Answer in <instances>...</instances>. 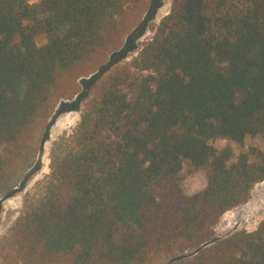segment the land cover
Here are the masks:
<instances>
[{
	"label": "trees",
	"instance_id": "1",
	"mask_svg": "<svg viewBox=\"0 0 264 264\" xmlns=\"http://www.w3.org/2000/svg\"><path fill=\"white\" fill-rule=\"evenodd\" d=\"M142 4L0 0V181L61 83L116 52L127 8ZM109 67L82 81L95 96L11 230L12 264H150L188 250L177 264H264V220L207 245L264 181L262 148L234 157L211 144L264 138V0H171L139 54ZM185 162L207 172L192 195Z\"/></svg>",
	"mask_w": 264,
	"mask_h": 264
},
{
	"label": "rangeland",
	"instance_id": "2",
	"mask_svg": "<svg viewBox=\"0 0 264 264\" xmlns=\"http://www.w3.org/2000/svg\"><path fill=\"white\" fill-rule=\"evenodd\" d=\"M155 2L157 0H143L142 6H129L126 13L127 31L121 46L116 52L107 54L100 62L93 64L92 73H87L79 79L63 81L53 100L50 113L46 117L37 119L33 124L24 156L12 167L9 175L0 181V264H12L11 230L27 205L37 201L45 193L54 157L62 155L69 148L81 114L95 96L97 84L86 89L82 83L83 79H89L91 75L100 79L107 74L102 75L101 65L113 66L111 71L116 66L130 62L139 54L143 45L153 37L160 20L171 8V0H159L158 6H153ZM44 42L45 38L40 36L38 43ZM130 47L132 49L128 50ZM69 105L75 108L67 110L66 107ZM211 144L217 149L230 146L234 151V157L251 145L264 150L262 137H248L242 144L216 138L211 140ZM183 174V188L187 194L192 195L205 188L206 170L191 172L188 162H185ZM262 220H264V181L255 186L247 203L227 211L222 216L214 227L207 245L241 230L254 231ZM192 254V250L172 253L161 256L150 264H177L182 258H188Z\"/></svg>",
	"mask_w": 264,
	"mask_h": 264
},
{
	"label": "bare ground",
	"instance_id": "3",
	"mask_svg": "<svg viewBox=\"0 0 264 264\" xmlns=\"http://www.w3.org/2000/svg\"><path fill=\"white\" fill-rule=\"evenodd\" d=\"M67 121V120H66ZM68 123V122H67ZM70 123V122H69ZM63 124V123H62ZM65 125V124H64ZM66 125H68V124H66ZM64 127V126H63ZM52 129V128H51ZM52 134V133H51ZM47 160V159H46Z\"/></svg>",
	"mask_w": 264,
	"mask_h": 264
}]
</instances>
